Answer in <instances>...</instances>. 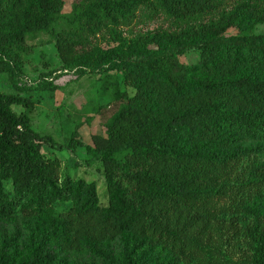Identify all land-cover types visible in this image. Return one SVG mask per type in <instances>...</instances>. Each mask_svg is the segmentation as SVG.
<instances>
[{
  "label": "trees",
  "instance_id": "1",
  "mask_svg": "<svg viewBox=\"0 0 264 264\" xmlns=\"http://www.w3.org/2000/svg\"><path fill=\"white\" fill-rule=\"evenodd\" d=\"M224 2H76L68 16L72 26L92 35L108 31L126 50L97 56L73 31H59L63 67L122 71L136 90L121 94L124 101L106 122V134H94L89 146L104 165L108 205L101 206L96 181L59 177L61 160L42 151L45 144L55 147L54 138L33 128L32 97L0 90V224L20 209L43 239L65 248L73 247L74 235L94 244L131 235L146 249L161 242L176 264H187L195 226L207 223L230 189L229 163L253 150L264 153V32H251L264 24V0H237L230 9ZM141 4L163 12L178 28L128 38L121 27L137 17ZM65 7L66 0H0V72L17 89H24L18 80L29 36L54 32ZM231 28L238 33L228 34ZM189 50L198 52L195 64L181 60ZM55 73L40 74L36 87L58 88L49 80ZM82 145L75 130L67 147ZM249 178L264 180V163L253 162ZM58 201L73 206L58 213ZM250 238L253 253L246 264H264V225L257 224ZM11 244H0V264H62L43 247L24 258ZM123 264L142 260L127 254Z\"/></svg>",
  "mask_w": 264,
  "mask_h": 264
},
{
  "label": "rangeland",
  "instance_id": "2",
  "mask_svg": "<svg viewBox=\"0 0 264 264\" xmlns=\"http://www.w3.org/2000/svg\"><path fill=\"white\" fill-rule=\"evenodd\" d=\"M236 1L225 0L224 6L230 9ZM76 2L83 4L86 0H66L64 15L55 25L54 32H38L29 36L21 57L22 77L18 80L19 86L24 89H17L11 83L9 75L0 72V90L32 97L36 103L31 113L33 128L54 138L55 147L45 144L42 151L61 160L59 177L96 181L100 204L106 206L108 193L104 165L100 159L93 158L89 146L93 144L94 134H106V122L124 101L121 94L125 91L134 94L135 88L126 83L122 71L116 70H76L77 79L65 84H61L59 78L56 79V89L36 87L42 73L56 72L60 77L65 71L71 70L63 67L58 54L56 33L59 31H73L76 39L97 56L109 50H126V46L114 41L108 31L92 35L82 31L77 25L72 26L68 22V16L74 13L73 6ZM121 28L128 38H134L149 31L174 30L178 26L163 12L154 13L141 4L137 17ZM251 32H264V24L257 25ZM236 33V28L228 31V34ZM181 60L195 64L198 52L189 50L181 56ZM90 66L94 67V64ZM75 130H78L83 145L71 150L67 144ZM245 146L256 148L257 143L246 142ZM253 151L247 152L238 162L229 163L225 180L230 189L207 223L195 226L190 237L194 251L189 253L187 264H207L213 261L246 264L252 256L250 232L257 224L264 225V180L254 182L249 178L252 163H264V153ZM7 189H10V185H7ZM72 206V201L55 203L58 213L67 212ZM17 212L16 218L11 222L0 224V244L7 239L12 242L10 248H18L24 258L43 247L55 252L62 264H123V258L127 254L141 258L142 264H176L173 256L162 250L161 242L146 249L141 240L131 235L109 237L103 244H94L74 235L76 241L73 247L65 248L60 242L43 239L45 236L41 237L38 225L31 221L30 216L24 215L27 213L20 209Z\"/></svg>",
  "mask_w": 264,
  "mask_h": 264
},
{
  "label": "built area",
  "instance_id": "3",
  "mask_svg": "<svg viewBox=\"0 0 264 264\" xmlns=\"http://www.w3.org/2000/svg\"><path fill=\"white\" fill-rule=\"evenodd\" d=\"M77 74L78 73L76 72V69H74V70H70V71H65V73L62 76H60V77L52 76V77L49 78V80L54 82L56 79L59 78L61 80V82H62L61 84H65V83H67L68 81H70L72 79H77V77H78Z\"/></svg>",
  "mask_w": 264,
  "mask_h": 264
}]
</instances>
